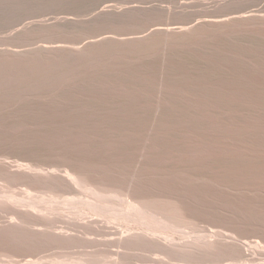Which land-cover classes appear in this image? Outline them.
I'll return each mask as SVG.
<instances>
[{
  "label": "rangeland",
  "instance_id": "obj_1",
  "mask_svg": "<svg viewBox=\"0 0 264 264\" xmlns=\"http://www.w3.org/2000/svg\"><path fill=\"white\" fill-rule=\"evenodd\" d=\"M196 1L0 0V47L17 30L38 31L61 21L75 34L132 29L141 36L155 24L189 25L216 13L264 16V0H204V6ZM106 5L137 10L124 17L97 18ZM174 50L166 58L157 50L141 60H106L57 95L0 96V227L15 226L25 240L11 256H0V264H264V26L201 38ZM108 82L114 89H107ZM108 90L138 98L132 119H126L125 109L113 113L111 105L100 103L99 96ZM160 101L165 105L159 109ZM18 164L82 177L87 171L94 182L101 167L122 175L151 172L152 183L141 185L161 195L148 204L149 212L157 215L125 218L132 212L130 205L82 187L73 194H52L27 183L6 182L5 172H14ZM169 187L194 195V203L188 202L195 205L192 213L168 211L173 205ZM97 203L119 209L118 215L100 220L110 216L121 229L144 220L161 242L167 238L191 249H168L138 239L117 256L116 247L105 246L117 236L107 234L109 227L84 235L77 226ZM10 205L26 220L56 223L67 231L41 233L32 241V230L16 219ZM73 212L79 217L71 219ZM210 232L227 236L225 243L234 254L222 245L206 247L204 235Z\"/></svg>",
  "mask_w": 264,
  "mask_h": 264
},
{
  "label": "bare ground",
  "instance_id": "obj_2",
  "mask_svg": "<svg viewBox=\"0 0 264 264\" xmlns=\"http://www.w3.org/2000/svg\"><path fill=\"white\" fill-rule=\"evenodd\" d=\"M195 3L204 6L206 2L198 0ZM185 6L186 4H181L182 8ZM110 7V5L103 6L96 14V17H124L126 13L137 10L135 6H130L120 11L113 10ZM64 23L61 21L54 26L43 25L38 31L28 27L22 28L16 31L15 35L8 40V43L4 47H0V96L3 93L11 95L26 93L46 97L57 95L64 88L72 87L80 74L83 76L94 65H105L107 63L106 60H141L142 58L149 57L157 50H161L163 58H166L172 52H175L174 49L191 44L201 38H214L219 34L229 36L235 32L250 30L255 25L264 26V16L253 17L241 13L237 15H217L216 13L204 15L202 20L189 25L155 24L150 26L151 29L141 36L135 35L137 33L136 31H132V29L126 30L125 33L121 34L105 31L99 33L80 32L75 34L73 31L67 29ZM110 33L114 35H110ZM109 86H112V89H114L113 84H109L108 82L106 84L107 89H110ZM99 97L102 100L100 103L112 106L110 110L113 113H118L120 110L125 109L127 111L126 119L130 120L133 118L138 102L136 96L127 95L117 90H108L106 94H102ZM164 105L165 101H160L157 107L160 109ZM114 117L117 118L118 115H114ZM96 172V175L100 177L94 182L87 171L84 177H82L72 171H63L60 174L56 170L36 169L29 165L20 164L19 166L18 164L14 172H5V179L8 183L15 181L27 183L30 187L41 193L49 191L52 194H73L74 191L82 187L97 196H104L114 200L121 199L125 204L130 205L132 212L125 218L134 219L139 214L155 218L157 214L152 215L149 212L148 204L157 202L161 198V195L155 194L147 186L141 185V183L150 185L153 179H155V175H152L151 172L136 171L128 175H122L117 171L107 170L103 167L99 168ZM32 177H34L33 180H31ZM169 188L168 199L173 201V205L168 206V211L172 208L177 216L192 213L195 205L190 203H194V195L192 197L182 191H173L171 187ZM0 197L2 196L0 195ZM8 197L10 200L15 199L14 195ZM10 207L16 212V214H13L16 215V219L21 223L27 224L26 227L32 230L30 234L32 241L38 240V235L41 233L58 231L59 234L57 235H63L67 231L65 227L59 226L56 223L45 226L36 219L26 220L23 217L24 214H20V211L15 206L10 205ZM90 209V214L84 213V217H81L84 219L83 223L77 224L81 233L85 235L93 229L104 232L105 228L109 227L110 232L107 234L117 236L108 241L105 246L108 248L116 247L118 249L116 252L117 256L122 255L138 239H144L152 244L159 242L162 244V247L165 246L168 249H182L184 251L191 249L190 244L175 243V241L168 240L167 238H163V242H161L162 239L160 240L155 237V232L145 226L144 220H140L138 226L121 229L120 225L110 218L112 215H118L119 211V209H115L113 204L104 209L98 203L92 204ZM235 209L239 210V208ZM38 211L44 212L42 209ZM56 211L54 209L50 210V212L57 216L59 213ZM108 214L110 215L109 218L100 220V218ZM224 215L229 216L227 213ZM69 216L72 217L71 219L79 217L76 212L71 213ZM159 224L161 227L165 226L162 222ZM12 227L15 226L10 224L0 227V256L2 257L11 256L10 254L19 245L25 243V240L19 236L16 228ZM36 227L40 229H35ZM187 235L189 236V234ZM204 237L207 238L204 243L206 247L216 249L222 245V249L226 253L234 254L235 250L233 251L229 243H225L227 242V236L224 234L210 232L209 235H204ZM246 245L248 244L244 243L243 246ZM2 263L4 264L5 262L2 261ZM56 264L68 263L58 262ZM82 264L89 263L83 262Z\"/></svg>",
  "mask_w": 264,
  "mask_h": 264
}]
</instances>
